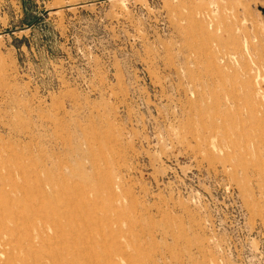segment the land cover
I'll list each match as a JSON object with an SVG mask.
<instances>
[{
	"label": "rangeland",
	"instance_id": "374dc122",
	"mask_svg": "<svg viewBox=\"0 0 264 264\" xmlns=\"http://www.w3.org/2000/svg\"><path fill=\"white\" fill-rule=\"evenodd\" d=\"M263 60L264 0H0V216L43 185L99 264H264Z\"/></svg>",
	"mask_w": 264,
	"mask_h": 264
},
{
	"label": "bare ground",
	"instance_id": "6f19581e",
	"mask_svg": "<svg viewBox=\"0 0 264 264\" xmlns=\"http://www.w3.org/2000/svg\"><path fill=\"white\" fill-rule=\"evenodd\" d=\"M249 46H252V44ZM235 47L237 46L234 44V48ZM240 54L242 55L243 53L241 52ZM246 66L248 65L246 64ZM247 69L249 68H246V70ZM260 71L261 69H259V72ZM253 77L254 78L250 77L251 80H249V82L257 79V76L254 75ZM253 87L254 86H252V88ZM253 94L255 96L256 106L258 108L263 107L264 93L258 88H255ZM261 122L264 124V112ZM1 182L0 180V201L5 200L9 203L8 201L10 199H7ZM42 187L44 186L37 185L30 190L28 189L31 194L35 193L38 196V206L41 204L39 208L41 212L43 211V214L39 213L36 215L40 221H36L34 215L30 216V218L18 217L17 212L13 210L12 207L4 209L3 216H0V254L8 256L6 264H99L98 259L91 255L87 257V255H84L83 251L79 250L81 242L71 241L69 238H61L62 240L58 241L56 238H53L52 235L48 236L46 227L42 224H49L54 234L69 231V229L66 231V227L70 224H62L63 217L60 216L59 212L52 206L50 202L51 199L48 198ZM22 229H24L23 234H21ZM13 244L17 245V249L20 250L19 254H16L13 250Z\"/></svg>",
	"mask_w": 264,
	"mask_h": 264
}]
</instances>
